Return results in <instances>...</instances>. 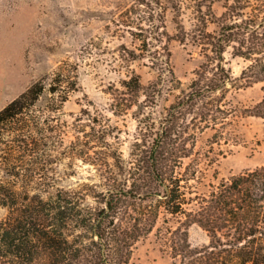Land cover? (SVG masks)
<instances>
[{
	"label": "trees",
	"instance_id": "obj_1",
	"mask_svg": "<svg viewBox=\"0 0 264 264\" xmlns=\"http://www.w3.org/2000/svg\"><path fill=\"white\" fill-rule=\"evenodd\" d=\"M133 1L126 25L138 53L130 51L127 60L147 59L160 81L144 93V103L155 105L163 83L168 91L180 84L170 66V41L197 50L192 79L164 115L138 117L125 158L112 150V131L98 117L74 126V140L64 146L68 125L57 119L77 80L62 66L50 82H33L1 108L0 206L7 214L0 222V264H127L150 235L173 264H264V165L207 181L225 156L214 143L236 142L239 117L264 120V0ZM228 49L246 62L242 86L261 85V99L251 107L228 99L230 89L239 88L224 66ZM145 90L140 75L129 72L112 88V112L140 106ZM207 131L211 144L197 148ZM55 154L81 158L99 182L60 186ZM192 225L206 233V244H190Z\"/></svg>",
	"mask_w": 264,
	"mask_h": 264
},
{
	"label": "rangeland",
	"instance_id": "obj_2",
	"mask_svg": "<svg viewBox=\"0 0 264 264\" xmlns=\"http://www.w3.org/2000/svg\"><path fill=\"white\" fill-rule=\"evenodd\" d=\"M133 0H0V109L21 94L33 82L46 79L60 66L69 75L75 76L77 88L69 94L59 112L60 122L68 125V133L63 136L64 146L74 140V126L98 117L110 128L112 150L117 148L127 157L129 146L137 132L138 117L152 113L157 119L164 115L167 107L185 90L193 77V71L200 63L197 50L189 44L172 40L168 43L170 66L178 88L168 91L162 84V94L155 105L149 108L145 92L151 84L159 82L156 70L149 67L145 58L127 60L129 53L136 49L126 25V10ZM219 15L220 3L213 5ZM172 14H167V29L173 34ZM184 24L189 25L187 15ZM214 29L213 25L209 30ZM246 62L233 57L231 50L224 53V66L229 70L234 85L228 93L234 105L247 108L257 103L262 96L261 85L242 86L239 80ZM131 71L140 75L146 88L139 96L140 106H133L126 113L112 112V88L119 86ZM43 104V102H40ZM80 120V121H79ZM56 121V120H55ZM54 122V121H53ZM236 142L218 146L225 152L208 172L207 181L217 182L221 178L252 170L264 165V120L245 116L239 117L234 126ZM210 131L203 133L197 148L206 149L211 144ZM63 148L61 149V151ZM54 168L60 186L75 188L81 183H98L99 175L90 164L81 158L68 155H54ZM217 179H213V172ZM7 209L0 206V222ZM188 240L193 247L206 244V233L197 225L188 229ZM127 264H173L164 253L153 235L137 243Z\"/></svg>",
	"mask_w": 264,
	"mask_h": 264
}]
</instances>
